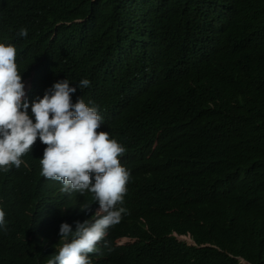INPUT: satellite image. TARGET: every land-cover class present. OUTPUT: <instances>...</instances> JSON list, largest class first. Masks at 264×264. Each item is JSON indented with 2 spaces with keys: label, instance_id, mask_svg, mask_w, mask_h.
<instances>
[{
  "label": "trees",
  "instance_id": "trees-1",
  "mask_svg": "<svg viewBox=\"0 0 264 264\" xmlns=\"http://www.w3.org/2000/svg\"><path fill=\"white\" fill-rule=\"evenodd\" d=\"M0 43L33 123L68 79L125 148L127 214L92 264H264V0H0ZM46 147L0 169V264H48L99 209L41 174Z\"/></svg>",
  "mask_w": 264,
  "mask_h": 264
},
{
  "label": "clouds",
  "instance_id": "clouds-1",
  "mask_svg": "<svg viewBox=\"0 0 264 264\" xmlns=\"http://www.w3.org/2000/svg\"><path fill=\"white\" fill-rule=\"evenodd\" d=\"M19 35L27 37L28 30L22 28ZM16 55L14 46L0 43V169L6 171L11 165L18 169L23 163L21 157L32 152L38 138L47 145L40 159L41 174L60 181L66 193L78 191L83 195L90 191L99 203L91 219L76 222L75 232L69 224H61L63 246L48 264H92L89 254L99 251L97 246L105 240L108 230L121 222L122 214H127L124 207H117L123 204L130 179V172L119 159L125 148L110 139L108 133L97 131L102 119L97 107H89L82 98L72 104L77 88L70 87L68 79L55 83L43 99L33 102V123L29 103L23 101L29 86L22 83ZM89 85L90 81L84 79L78 87ZM80 209L91 212V206ZM4 225L5 212L0 208V227Z\"/></svg>",
  "mask_w": 264,
  "mask_h": 264
},
{
  "label": "rangeland",
  "instance_id": "rangeland-1",
  "mask_svg": "<svg viewBox=\"0 0 264 264\" xmlns=\"http://www.w3.org/2000/svg\"><path fill=\"white\" fill-rule=\"evenodd\" d=\"M179 239L184 240L188 244H192V242L190 241V239L188 237H186V238L185 237H179ZM132 242H133V240L128 239V238H124L121 240L120 244H127V243H132Z\"/></svg>",
  "mask_w": 264,
  "mask_h": 264
}]
</instances>
